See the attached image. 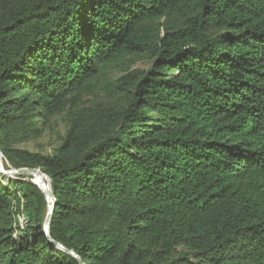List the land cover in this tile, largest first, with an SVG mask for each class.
I'll return each mask as SVG.
<instances>
[{
    "label": "trees",
    "instance_id": "obj_1",
    "mask_svg": "<svg viewBox=\"0 0 264 264\" xmlns=\"http://www.w3.org/2000/svg\"><path fill=\"white\" fill-rule=\"evenodd\" d=\"M0 153V264H264V0H0Z\"/></svg>",
    "mask_w": 264,
    "mask_h": 264
},
{
    "label": "rangeland",
    "instance_id": "obj_2",
    "mask_svg": "<svg viewBox=\"0 0 264 264\" xmlns=\"http://www.w3.org/2000/svg\"><path fill=\"white\" fill-rule=\"evenodd\" d=\"M150 63L148 60H141L135 64H131L130 70L136 69H149ZM122 68L119 66H112L105 70L107 79L114 80L123 75ZM110 93H103V99L107 100L111 98ZM84 100H91L90 98H85ZM42 132L39 137L33 138L29 141L19 144L17 147L23 150L30 151L32 153H40L46 156H54L57 154L58 149L62 146L63 142L66 139L70 124L69 116L62 115L51 119L46 125H42ZM0 166L4 169L3 159L0 153ZM9 171L10 170H5ZM1 173V172H0ZM16 175H9L8 178L14 177ZM42 183L47 185L45 177L42 176ZM7 185V183H4Z\"/></svg>",
    "mask_w": 264,
    "mask_h": 264
},
{
    "label": "water",
    "instance_id": "obj_3",
    "mask_svg": "<svg viewBox=\"0 0 264 264\" xmlns=\"http://www.w3.org/2000/svg\"><path fill=\"white\" fill-rule=\"evenodd\" d=\"M0 172L5 176H9V175L30 176L33 178V183L47 194L49 210H48V215L45 221V235L49 236V227L51 225L52 218L55 213V201H54V196H53V192L51 188L50 179L44 174H42L41 171L38 169L12 170L9 172V171H4V169H2L0 166ZM42 176L46 177L48 185H44L42 183ZM50 242L57 248L67 251L62 245L54 242L52 239H50ZM70 253L74 255L73 252H70Z\"/></svg>",
    "mask_w": 264,
    "mask_h": 264
},
{
    "label": "bare ground",
    "instance_id": "obj_4",
    "mask_svg": "<svg viewBox=\"0 0 264 264\" xmlns=\"http://www.w3.org/2000/svg\"><path fill=\"white\" fill-rule=\"evenodd\" d=\"M43 177H45V176H43ZM45 179H46V177H45ZM46 182H47V179H46ZM47 185H48V182H47Z\"/></svg>",
    "mask_w": 264,
    "mask_h": 264
}]
</instances>
